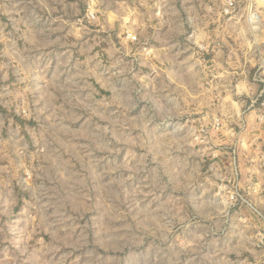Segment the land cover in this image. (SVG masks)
<instances>
[{"label":"rangeland","instance_id":"1","mask_svg":"<svg viewBox=\"0 0 264 264\" xmlns=\"http://www.w3.org/2000/svg\"><path fill=\"white\" fill-rule=\"evenodd\" d=\"M231 1L0 0V264H264V0Z\"/></svg>","mask_w":264,"mask_h":264},{"label":"crops","instance_id":"2","mask_svg":"<svg viewBox=\"0 0 264 264\" xmlns=\"http://www.w3.org/2000/svg\"><path fill=\"white\" fill-rule=\"evenodd\" d=\"M44 36H45L44 38H39L38 40H36L34 35H33V37L28 36V39H27V37L23 36V40H25V38H26V42H29V44H31L33 46V48H34L33 50H35V52H36V50L39 49L38 48L39 45H42L44 47L45 46L51 47L52 44L54 43V41H52V38H50L49 36H47V38H46V35H44ZM30 48L31 49H29V53H31V51H32V47H30Z\"/></svg>","mask_w":264,"mask_h":264},{"label":"built area","instance_id":"3","mask_svg":"<svg viewBox=\"0 0 264 264\" xmlns=\"http://www.w3.org/2000/svg\"><path fill=\"white\" fill-rule=\"evenodd\" d=\"M227 5L229 6V7H232L233 6V3H232V1L231 0H227ZM263 117V116H262ZM262 119V118H261Z\"/></svg>","mask_w":264,"mask_h":264},{"label":"clouds","instance_id":"4","mask_svg":"<svg viewBox=\"0 0 264 264\" xmlns=\"http://www.w3.org/2000/svg\"><path fill=\"white\" fill-rule=\"evenodd\" d=\"M131 39H135V37H130ZM189 40L193 39V37H188Z\"/></svg>","mask_w":264,"mask_h":264}]
</instances>
